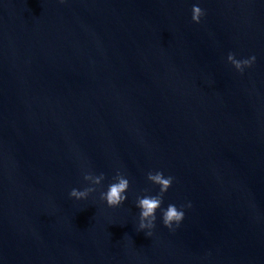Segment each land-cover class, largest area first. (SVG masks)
<instances>
[{"label":"water","instance_id":"95a60500","mask_svg":"<svg viewBox=\"0 0 264 264\" xmlns=\"http://www.w3.org/2000/svg\"><path fill=\"white\" fill-rule=\"evenodd\" d=\"M0 264H264V0H0Z\"/></svg>","mask_w":264,"mask_h":264},{"label":"clouds","instance_id":"9594fccd","mask_svg":"<svg viewBox=\"0 0 264 264\" xmlns=\"http://www.w3.org/2000/svg\"><path fill=\"white\" fill-rule=\"evenodd\" d=\"M203 10L198 4H194L191 8V21L193 23H200L201 18L205 15ZM227 62L240 73H243L244 69L251 67L256 60L255 55L249 56L246 59H236L235 54L229 52L227 55ZM83 180L88 182L90 186L83 188V190H77L73 188L68 193L69 198L75 200L86 199L91 193L96 191L95 186H99L105 179L104 174H93L91 171H84L82 173ZM146 179L153 185L158 186L159 191L155 195H143L137 196L135 200V207L139 209V223L137 231H143L146 237L152 235V229L155 228L156 211L160 209L161 221L165 228L174 230L173 226H179L180 222L184 218V207H190L191 205H181L179 208L175 204H168L166 208H162L164 194L172 186L173 177L165 176L161 171H148L146 173ZM129 188L128 178L119 170L112 177V182L108 184L106 191H101L99 199L104 201L110 208L120 206L127 199L125 193Z\"/></svg>","mask_w":264,"mask_h":264}]
</instances>
